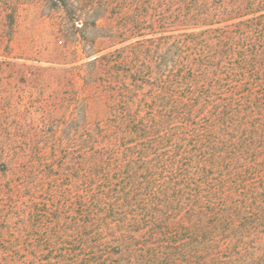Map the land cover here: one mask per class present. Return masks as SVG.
<instances>
[{"label":"trees","instance_id":"16d2710c","mask_svg":"<svg viewBox=\"0 0 264 264\" xmlns=\"http://www.w3.org/2000/svg\"><path fill=\"white\" fill-rule=\"evenodd\" d=\"M31 9L54 58L14 53ZM1 93L0 264H264V0H0Z\"/></svg>","mask_w":264,"mask_h":264},{"label":"rangeland","instance_id":"374dc122","mask_svg":"<svg viewBox=\"0 0 264 264\" xmlns=\"http://www.w3.org/2000/svg\"><path fill=\"white\" fill-rule=\"evenodd\" d=\"M28 14L25 13L24 17L21 19L19 31L15 36L14 53L23 57H42L45 60H48L49 58H54V54L52 55L50 52L56 46V41L53 37L49 35V23L47 21L44 22L37 19L35 11L33 9H31ZM70 45V49L77 50L80 54V57L78 61L67 64L66 66L69 67L74 64L83 65L91 59L90 56H87V54L84 52L83 45L81 43L75 41ZM73 59L74 56H70L69 61ZM17 61L19 63H26L27 65L41 67L56 66L60 65V62H62L61 65L64 66V60H61L59 58L56 60L57 62L43 61L38 63L32 60H25L22 58H19ZM50 81L51 80L49 78L48 80L45 78L39 80L38 78L35 79L34 76H32L31 79L28 80V82L17 81L18 84H16L15 89L19 91H16L18 93H16L14 101H18L19 104L18 108L12 115H14L13 117L17 118L18 122L20 121L21 123L27 125L24 128H27L30 125L34 127L40 125V127L43 129L47 126V124L44 126L41 125L43 124V119L48 116V110L44 111L43 108L40 109L39 103L35 104V106L29 105L30 108H28L27 102L32 101V99L38 100L40 102H43V100L46 101L49 96L51 98V91L53 90H57L58 94L54 97V99H52L51 109L49 108L51 113L53 114L54 118H62L64 113L66 112V108L64 105L65 96L63 95L64 90L60 88L56 82L50 84ZM48 84L50 86H47ZM70 87L72 86H67L68 89ZM4 96L5 95H3L2 93L0 94V108L3 103V101L1 100ZM66 97L68 102L70 103L72 93L66 95Z\"/></svg>","mask_w":264,"mask_h":264}]
</instances>
